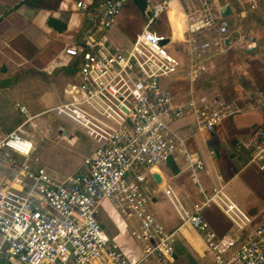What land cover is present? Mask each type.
<instances>
[{
    "label": "built area",
    "instance_id": "2783aa9c",
    "mask_svg": "<svg viewBox=\"0 0 264 264\" xmlns=\"http://www.w3.org/2000/svg\"><path fill=\"white\" fill-rule=\"evenodd\" d=\"M133 0L77 2L88 26L82 42L64 48L79 64L78 82L68 88V101L53 109L84 129L98 143L85 158L84 172L56 180L45 168L24 166L21 186L0 187V255L9 254L22 264H147L175 260L177 235L169 232L150 211L144 183L146 172L168 158L185 156L187 167L203 170L202 159H193L186 139L171 121L192 113L197 125L214 131L238 108L225 99L194 94L176 103L161 79L178 73L183 61L169 50L168 38L153 28L169 11L173 0H146L151 14L127 52L113 49L108 31ZM185 31L190 44L194 82L206 71L199 58L211 46L199 40L206 30L229 32L228 17L218 14L214 0H184ZM256 8L260 0H245ZM264 101L261 94L259 102ZM25 109V107H24ZM249 165L264 172V124L255 133ZM0 149L29 157L33 142L20 131L0 135ZM197 158V157H195ZM176 205L183 224L199 231L213 264H264V222L254 219L223 188H216L194 211L187 210L171 189L165 192ZM111 201L127 218L136 217L132 235L143 246L141 256L130 254L105 231L99 212ZM215 204L229 218L231 231L220 235L203 216ZM10 258V259H11Z\"/></svg>",
    "mask_w": 264,
    "mask_h": 264
},
{
    "label": "crops",
    "instance_id": "0c3cea01",
    "mask_svg": "<svg viewBox=\"0 0 264 264\" xmlns=\"http://www.w3.org/2000/svg\"><path fill=\"white\" fill-rule=\"evenodd\" d=\"M78 1L0 0V114L3 100L8 101L9 105L22 92L28 91L27 79L31 75L47 80L46 86L39 87L38 91L40 88H46V91L50 89L49 92H55L58 96L62 92L68 101V88L78 82L80 66L67 58L64 48L72 42H82L88 26L85 14L77 9ZM214 2L217 5L216 13L218 11L220 16V8L231 5V15L238 14L247 21L246 30L229 21V32L224 36L215 29L201 33L199 40L211 42L209 35L214 39V43L211 42V46L199 58L201 64L206 65V71L194 82L185 73L172 78L173 81L165 86L176 103H186L194 94L216 95L235 105L239 112L223 120L211 132L199 126L198 130L195 129L193 121H196V117L192 113L176 119L174 128L185 136L193 159H202L206 167L196 171L187 167L185 156L171 157L149 171L148 175L154 179L153 187L150 185L149 189L144 184L148 188L146 194L148 192L152 199L149 198V203L152 201L150 211L169 232L177 235L175 260L182 264H190L191 261L196 264L207 257L213 262V259L207 251L203 235L191 225L183 224L176 205L165 193L167 189L175 193L187 210L194 211L195 205L203 203L214 189L223 188L254 219V225L264 222V172L248 164L255 151L253 141L256 130L264 124V101L259 102L261 94H264V21H261L264 17V0H260L256 8H251L259 11L251 15L246 9L250 5L245 0ZM132 5L141 14L133 1ZM123 12L117 17L108 37L114 43L118 41L129 46L141 31L132 30L134 18H127ZM185 13V3L173 0L169 11L153 26L169 38V49L176 41L186 44L180 55L171 50L183 61L180 71L188 69L191 61ZM230 16H227L228 19ZM50 17L64 21L66 30L59 31L49 26ZM142 18L146 22L147 16L142 15ZM255 19H258V23ZM232 44L245 49L246 56L240 58L234 51L231 52L229 47ZM31 79L34 81V76ZM68 79L73 82L67 83ZM187 81L189 84H186ZM57 102L53 107L41 102V106L32 109L22 105V119L14 115L18 107L14 108L13 113L12 110H4L6 117L0 118V135L20 131L21 136L33 142L34 150L29 157H25L8 149H0V187L4 183L20 187L19 180L23 178L26 164L32 170L45 168L59 181L86 170L84 160L93 150L83 153L78 149L71 152L66 149L69 145L77 146L79 136L76 130L58 124L50 128L49 134L47 126L37 120L48 110L53 111L58 106ZM154 174L160 176V183L155 180ZM118 211L111 201L102 204L98 218L104 227L108 220L120 222ZM202 214L218 234L231 231V221L217 205L204 206ZM115 241L130 254L141 256L143 253L140 243L131 245L129 240Z\"/></svg>",
    "mask_w": 264,
    "mask_h": 264
},
{
    "label": "rangeland",
    "instance_id": "374dc122",
    "mask_svg": "<svg viewBox=\"0 0 264 264\" xmlns=\"http://www.w3.org/2000/svg\"><path fill=\"white\" fill-rule=\"evenodd\" d=\"M182 1L185 2L184 0H182ZM246 9L250 13V15L254 11L259 12L258 10H252L249 7H246ZM123 15L127 16V18H134V20L136 21V23H135L133 20L134 26H133L132 30L136 29V31L140 32L143 29V25H144L145 21L143 22L144 19L142 18V15L138 13V11L135 9L134 5H132V2H130L126 6V8L124 9ZM229 21L237 27H245L244 30H246L247 21L243 18H240V16L238 14L231 15L229 17ZM259 21H260V19H259ZM261 21H264V17L261 19ZM255 22L258 23V19H255ZM250 24L251 23H249V25ZM252 27L256 28V25H253ZM110 31H111V29L108 31V34ZM206 33L208 34V32H206ZM121 35H122V33H121ZM209 36L211 37L210 38L211 42L214 43L213 36L212 35H209ZM134 41L135 40L131 41L129 46H127L126 44H123L122 42H118V41H116L114 43V42H112V40L110 41V44L112 45L113 49H115V50H118L121 52H127L131 48ZM185 48H186V44L184 42H177L176 41V42L172 43L169 50L170 51L173 50L178 55H180V53H182L185 50ZM229 50H231V52L234 51L236 56H238L240 58H242V56H246V54H247L245 49L234 46L233 44L229 47ZM231 54H233V53H231ZM76 63L80 64V61L77 60ZM186 70L187 69H185V71L183 70V71H180L176 74L170 75L169 77L162 78L161 81L164 85L167 86V84L169 82L173 81L172 78L185 74ZM33 76H34V81H32V79H31V78H33ZM36 76L37 75H31L27 79V81H28L27 82V87H28L27 92H22L17 98L12 100V102H10L9 105H8V103H9L8 101L3 100V111H1L0 118L6 117V115L4 114V110L5 111L6 110H12L11 113H13V111H15L14 110L15 107H18V110L14 112V115L16 117L19 116L21 119H22V117L24 118V115L21 113L22 111L24 112L22 105H26L29 109H32V107L41 106V102L44 105L49 104L47 107H53L57 101H58L57 105L67 101L65 96L63 97V93L61 91H60L61 93L59 94V96L55 92H54V94L52 92H49L50 89L48 91L44 90L46 88H43V89L40 88V90L38 91L39 87H45L46 86L47 80L43 81L39 76H38V78H36ZM66 82L72 83L73 81L71 79H68ZM186 84H189V81H187ZM169 92H170V90H169ZM37 120L40 123H42L43 125L47 126V131L49 134H50V128H53L54 125H58V124L59 125H65L67 127L75 129L78 136H79V141L77 143V146H70L69 145L66 148L70 152L73 150H76V149H78V151L83 152V153L87 152L89 150H91V151L93 150V152H94L98 149V146H99L98 143L94 139H92L84 129H81L76 124L71 123L65 117L59 115L55 111H52V109L48 110L43 116L37 118ZM174 121L175 120L171 121V125L173 128H174V124H175ZM193 126L195 129L197 128V130H198L199 127H198L196 121H193ZM177 133L179 134L180 132L178 131ZM181 135L183 136V134H181ZM43 148H44V146L41 148L42 151H43ZM146 173H147L148 179L144 184L150 189V185L152 186L154 179H152L151 176L148 175L149 172H146ZM146 186H144L145 190L148 189ZM157 194L162 195L159 192H157ZM147 195L149 196L150 200H152L151 195L148 192H147ZM151 204H152V201L148 204L149 208H151L150 207ZM118 212H119L118 215L120 218V222L117 223V222H114L113 220L106 221V227H104L106 233L110 237H112L114 239V241H115V239L116 240L119 239L121 241L129 240L128 243L131 245H135V244L140 243L142 246V243L139 240L135 239V237H133V235H132L133 230L138 228V226H137L138 225V219L135 216L131 217V218H127L120 211H118ZM99 217H100V214H99ZM119 245L121 246V248L124 249V247L121 244H119ZM10 258H11V256L9 254L0 255V264H10L9 263ZM175 261H177V262H174V261L173 262H171V261L167 262L166 259H163V260H155L154 259L147 264H182L179 260H175ZM191 262L192 263H190V264H195L194 261H191ZM186 264H188V263H186ZM196 264H213V262H211L209 257H207L204 260L199 261Z\"/></svg>",
    "mask_w": 264,
    "mask_h": 264
},
{
    "label": "water",
    "instance_id": "95a60500",
    "mask_svg": "<svg viewBox=\"0 0 264 264\" xmlns=\"http://www.w3.org/2000/svg\"><path fill=\"white\" fill-rule=\"evenodd\" d=\"M134 4L136 5V7L138 8V10L141 12L142 15L144 16H148L151 14V11L148 9V2L146 0H133ZM221 10V15L223 17H227L230 16L232 14V6L231 5H226L220 8ZM49 26L53 27L56 30L59 31H64L67 28V24L55 17H50L49 21H48ZM228 39L226 40V43L228 44ZM169 42V38H166L165 40H163V43H168ZM154 178L157 182H161V178L158 174H154ZM10 264H22L19 260L17 259H10L9 260Z\"/></svg>",
    "mask_w": 264,
    "mask_h": 264
},
{
    "label": "bare ground",
    "instance_id": "6f19581e",
    "mask_svg": "<svg viewBox=\"0 0 264 264\" xmlns=\"http://www.w3.org/2000/svg\"><path fill=\"white\" fill-rule=\"evenodd\" d=\"M177 6V5H176ZM174 9V8H173ZM177 9V8H176Z\"/></svg>",
    "mask_w": 264,
    "mask_h": 264
}]
</instances>
